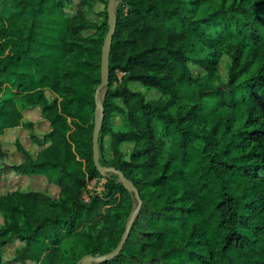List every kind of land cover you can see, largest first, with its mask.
I'll use <instances>...</instances> for the list:
<instances>
[{
  "label": "trees",
  "instance_id": "16d2710c",
  "mask_svg": "<svg viewBox=\"0 0 264 264\" xmlns=\"http://www.w3.org/2000/svg\"><path fill=\"white\" fill-rule=\"evenodd\" d=\"M67 1L12 0L0 14V136L23 125L27 108L39 106L50 125L35 137L45 146L35 157L19 145L24 161L4 168L43 174L60 188L58 199L23 188L0 196V264L107 255L133 211L120 253L94 264H264V0H118L101 89L100 162L133 182L141 204L116 174L103 192L83 198L101 176L95 91L109 27L84 20L83 10L69 15ZM98 1L109 2L81 3ZM92 26L100 31L83 35ZM131 82L162 97L147 100ZM116 113L124 130L113 127ZM105 136L116 153L134 143L129 158L120 152L105 161ZM7 156L0 145V159ZM16 240L23 245L4 261Z\"/></svg>",
  "mask_w": 264,
  "mask_h": 264
},
{
  "label": "rangeland",
  "instance_id": "374dc122",
  "mask_svg": "<svg viewBox=\"0 0 264 264\" xmlns=\"http://www.w3.org/2000/svg\"><path fill=\"white\" fill-rule=\"evenodd\" d=\"M119 1H117L116 8L118 6ZM12 0H0V14L6 15L11 9ZM108 6V5H107ZM79 10H83L82 18L87 20L88 22H94L96 25L101 26L104 22L108 23V27L110 24L108 22L106 10L107 7L103 1H98L96 4H82L81 0H68L66 4V11L69 15H75L79 13ZM202 11V9H201ZM85 17V18H84ZM100 31V28L96 26L85 28L83 35L93 34ZM109 31V28H108ZM108 34V32H107ZM106 34V35H107ZM196 57L194 53L192 55ZM194 63V62H193ZM192 64V63H191ZM231 65V59L228 55H224L221 58L219 65V74L223 80H226L228 77V70ZM193 73L198 75H203L204 70L199 68L197 64H192ZM121 76V74H120ZM130 86L135 91H140L144 93L147 100H158L162 97L161 93L156 89H148L144 87L141 83L131 82ZM47 95L50 99L54 96L50 91L47 92ZM104 93L101 92L100 99L103 101ZM23 125L6 129L4 134L0 136V145L1 148L7 152L8 156L4 159H0V196L7 194L17 188H23L24 190H36L42 191L46 194L58 199L60 188L54 184L50 183L47 177L43 174L39 175H24L18 174L11 170H6L4 167L6 164H19L24 161L23 154L19 151L18 146L22 145L28 152H30L34 157L38 154L40 150H42L45 146H42L38 142H36L35 137L41 139L49 130L50 125L49 122L43 117L41 108L39 106L34 108H27L23 110ZM96 112L94 115V122L96 121ZM26 123H32V125H27ZM113 127L124 130L126 128V124L123 121V117L121 114H114L112 117ZM111 136H105L103 138L104 151L103 156L105 161L109 162L115 157L116 154H121L122 158L128 159L130 154L134 149V143L124 142L119 145L118 153L113 150L111 147ZM101 158V154H100ZM104 167H113L112 165H104ZM111 175H115L111 171L101 173L99 178H95L92 181L88 182L86 189L83 194V198L88 201L90 199V195L95 193H101L105 189V184L108 181V178ZM120 181V179L118 178ZM136 202L132 203L133 208L135 207ZM131 209V213L133 211ZM130 217V216H129ZM129 217L125 221V225L127 224ZM4 219L0 214V227L3 225ZM23 245L20 241L16 240L13 244L8 245L4 248L3 259L4 261H8L15 257L16 250ZM72 245V240H67L65 242V249L68 250ZM71 255V254H69ZM59 256V255H58ZM58 256L56 257L58 259ZM85 256V255H84ZM83 256V257H84ZM83 257L77 261L76 264H80ZM44 258V257H43ZM43 258L39 262L27 261L26 264H48L47 262H43ZM14 264H21L19 262Z\"/></svg>",
  "mask_w": 264,
  "mask_h": 264
},
{
  "label": "water",
  "instance_id": "95a60500",
  "mask_svg": "<svg viewBox=\"0 0 264 264\" xmlns=\"http://www.w3.org/2000/svg\"><path fill=\"white\" fill-rule=\"evenodd\" d=\"M118 0H109L107 6L108 12V22L110 24L108 34L105 37L104 44L102 47V61H101V78L102 81L98 88L95 91V100H96V124L93 131V152H94V162L96 167L101 173H105L111 171L112 173L118 175L120 181L123 183L124 187L129 191H134L136 197L139 199V204H141V200L139 198V194L133 184V182L125 176V174L114 168V167H104L100 162V148H99V139H100V130L102 126V120L104 117V106L103 101L100 99L101 89L106 87L109 81V52L111 49L113 36L115 33V26H116V5ZM136 215V211H133L131 214L127 224L125 231L121 237L120 242L118 243L117 247L113 249L107 255H98L94 256L92 254H88L83 257L80 264H94L106 260L112 256H115L120 253L121 249L123 248L129 234L131 231V227L133 224L134 217Z\"/></svg>",
  "mask_w": 264,
  "mask_h": 264
}]
</instances>
